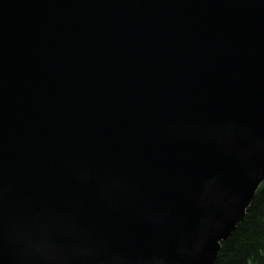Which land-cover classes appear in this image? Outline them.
Here are the masks:
<instances>
[{"label":"water","instance_id":"water-1","mask_svg":"<svg viewBox=\"0 0 264 264\" xmlns=\"http://www.w3.org/2000/svg\"><path fill=\"white\" fill-rule=\"evenodd\" d=\"M264 182V0H0V264H214Z\"/></svg>","mask_w":264,"mask_h":264},{"label":"trees","instance_id":"trees-1","mask_svg":"<svg viewBox=\"0 0 264 264\" xmlns=\"http://www.w3.org/2000/svg\"><path fill=\"white\" fill-rule=\"evenodd\" d=\"M214 264H264V182Z\"/></svg>","mask_w":264,"mask_h":264}]
</instances>
